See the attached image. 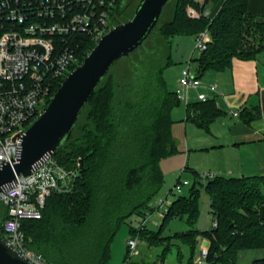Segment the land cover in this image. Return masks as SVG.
I'll use <instances>...</instances> for the list:
<instances>
[{"label": "trees", "instance_id": "16d2710c", "mask_svg": "<svg viewBox=\"0 0 264 264\" xmlns=\"http://www.w3.org/2000/svg\"><path fill=\"white\" fill-rule=\"evenodd\" d=\"M126 2L116 0L111 11L114 25ZM171 2L170 17L166 18L163 11L144 44L114 64L84 108L70 138L54 154L64 166L78 168L74 189L49 196L42 218L23 224L32 239L30 248L49 263L107 264L114 238L128 218L145 217L152 210V200L165 183L161 161L179 152L172 131V110L180 100L165 77V70L174 63V36L210 31L212 41L192 58L198 62L200 77L210 69L230 67L235 57L252 58L264 49V23L257 22L249 12V0H225L213 18L204 14L210 0ZM189 6L200 16L189 17ZM81 43L78 61L70 71L97 44L85 35ZM218 114L211 98L189 104L187 119L208 127ZM197 175L200 179V173ZM205 188L218 225L204 231L194 228L199 214V192L194 184L189 196L179 195L172 201L158 232L147 226L138 232L129 223L131 236L139 233L150 247L162 248L155 262L136 258L132 264H166V255L178 241L189 247L186 264H197L193 255L200 236L210 240L207 264H234L240 250L264 249V175H216L207 180ZM174 216L186 217L192 228L162 237L163 227ZM179 255H184L181 249ZM253 264H264V257Z\"/></svg>", "mask_w": 264, "mask_h": 264}, {"label": "built area", "instance_id": "2783aa9c", "mask_svg": "<svg viewBox=\"0 0 264 264\" xmlns=\"http://www.w3.org/2000/svg\"><path fill=\"white\" fill-rule=\"evenodd\" d=\"M115 3L116 0H0V161H17L25 130L43 112L56 87L78 61L81 36H89L97 43L112 27ZM187 13L191 18L200 16L191 6ZM204 14L208 15V11L204 10ZM210 41V31H201L196 35L195 50L204 51ZM191 63L192 60L181 68L175 88L176 97L186 104L191 103L192 91L197 92L198 101L212 98L206 90L217 92L216 85L204 82ZM232 113L239 115V110ZM215 176V172H203L200 179ZM78 177V168L64 166L54 155L31 174L17 175L13 183L0 190V235L35 263L53 264L30 248L32 239L23 224L42 218L47 198L71 192ZM189 183L187 179L177 180L170 193L132 225L139 232L147 226L152 213L163 218L172 204L173 191L180 193ZM217 225L214 219L213 226ZM139 240V233L127 240L126 264H132L139 254ZM208 251L200 249L197 264H207Z\"/></svg>", "mask_w": 264, "mask_h": 264}, {"label": "crops", "instance_id": "0c3cea01", "mask_svg": "<svg viewBox=\"0 0 264 264\" xmlns=\"http://www.w3.org/2000/svg\"><path fill=\"white\" fill-rule=\"evenodd\" d=\"M224 1L210 0L204 9L208 11L207 16L212 18L216 16ZM248 10L257 22L264 23V0H249ZM181 36H191L193 38L192 42H187ZM181 36L178 44V47L182 49L178 52L181 59L179 57L175 59L172 54L173 65L180 64V67L178 69L176 67L173 70L175 73L173 72V74L169 75V81L166 79L168 85L171 86L170 89L174 91L180 77L183 62L190 57H198L193 51L196 35ZM192 63L193 69L198 71V62L194 60ZM202 80L216 85V93L205 90L214 99L220 114L210 122L208 127H205L200 126L194 120L187 119L189 104L180 101L179 105L172 110V117L174 119L172 131L178 144L179 153L176 157L171 158L175 160L165 158L161 161L164 178L168 166L170 167L175 164L174 174L179 171L185 156H187L185 168L194 170L196 174L212 171L216 175L227 177L263 176L264 49L258 51L252 58L235 57L232 60L231 66L224 70L210 69L205 72ZM195 102H198L197 92L192 91L190 104ZM233 110H239V115H234L232 113ZM177 163L180 164L179 167H177ZM172 200L174 199L172 198ZM152 217L151 224L156 225L162 222L163 218L158 213H152L150 218ZM158 219L161 220L159 221ZM126 232L127 230H125ZM176 245L180 247L184 255L188 254L183 259L180 255L178 257L181 264H186L190 250L186 253L182 246L178 243ZM203 247L208 249L210 247V240L207 237H203L201 241L199 240L197 250L193 255L194 262H196L197 254ZM116 249H124L125 251L126 244H120V246L116 247L113 241L111 255L114 251L116 252ZM263 257V248L242 249L238 252L234 264H253L255 260ZM134 259L136 257L132 260Z\"/></svg>", "mask_w": 264, "mask_h": 264}, {"label": "water", "instance_id": "95a60500", "mask_svg": "<svg viewBox=\"0 0 264 264\" xmlns=\"http://www.w3.org/2000/svg\"><path fill=\"white\" fill-rule=\"evenodd\" d=\"M172 0H139L132 18L114 25L83 62L72 70L43 112L22 136L20 154L13 164L0 161V190L17 175H29L42 166L70 138L90 98L114 64L131 56L155 30ZM17 136H14L16 139ZM0 264H37L0 235Z\"/></svg>", "mask_w": 264, "mask_h": 264}, {"label": "rangeland", "instance_id": "374dc122", "mask_svg": "<svg viewBox=\"0 0 264 264\" xmlns=\"http://www.w3.org/2000/svg\"><path fill=\"white\" fill-rule=\"evenodd\" d=\"M138 2H139V0H127L126 5L124 6L125 9H124L123 13L119 16L116 24H118V22H120V21H123L124 19H127V17L133 13ZM172 9H173V3L169 2L167 4L165 10H164V16L166 18L170 17V15L172 13ZM111 25L114 26V23L111 22ZM181 37H183L184 40H186L189 43H191L192 39H193L191 36H181ZM181 37L180 36H174L172 38V45H173L172 54H173V57L175 59H177V57H179V59H181V56L178 53L179 51L182 50L181 48L178 47L179 46L178 44H179V41L181 40ZM193 51L195 52L196 56H199L201 54L200 51L195 50V46H194ZM191 58L192 57H190L188 60L183 62L182 66H187L188 63L191 61ZM192 64L193 63H191V65ZM176 67L178 69L180 67V64L171 65L170 67H168L166 69L165 77L168 81H169V75L173 74V72H174L173 70H175ZM192 67H193V65H192ZM69 73H70V71L68 72V74ZM169 87L171 88V86H169ZM43 108H45V106ZM178 153L179 152H177L174 155H171L167 158H170V159L174 158L178 155ZM186 159H187V156H185L184 162H183V164H181V166H180V164L177 163V167L180 166V168L176 174H174L175 164H173V166H170V167L168 166V168L166 170V175H165V183H164L160 193L152 200L151 206H153L159 199L165 198L166 195L170 193V189L173 188L174 184L177 182L178 179H181V180L187 179V180H189L190 185L185 186L183 188L182 192H180V193L173 191V194L170 197L175 199L179 195L189 196L191 193V187L194 184H196V189H198V192H199L198 196H197L198 205H199V214H198L197 221L194 224V228L199 229L200 231H204L205 229L210 230L214 225V219H213L212 214H211V206H210L211 198H210V196L207 193L206 188H205V183L207 182V180H203V179L200 180L199 175L194 173V170H192L190 168L189 169L187 168L185 170V167L187 164ZM171 160H175V159H171ZM164 166H166V165H164ZM201 173H203V172H201ZM201 173H200V175H201ZM198 180H200V182H203V184H200ZM140 219H141L140 216L132 215L131 217L128 218L127 223L124 224L120 228L117 235L115 236L116 238L114 240V243H115L116 247L120 246V244H123V245L126 244V249H125L126 253H125L124 249H121V250L116 249V252L114 251V253H112L107 264H126V257H127V253H128L127 240L131 236L130 232H129V223H132L135 220H140ZM152 220H153V217L148 220L147 227L149 230L158 232L162 222L161 223L159 222V224L153 225V224H151ZM158 220L160 221L161 219H158ZM190 227H191V225L187 222L186 217L174 216L163 227V229L161 231V236L162 237L174 236L177 232L186 231ZM125 230H127L126 233H125ZM202 239H203V237L200 236L199 240L201 241ZM177 243L180 246H182L183 250L186 253L189 252V248L187 247V245H185L184 243L179 242V241ZM179 249H180V247H178L177 245H173L171 247L168 254L166 255V259H165L166 264H181L178 260ZM138 250H139V254L136 256V258H143V259H145L147 261H151V262H155L156 259L159 257L160 253L162 252L161 247H159V246L150 247L147 240H143V239L139 240ZM187 255L188 254L183 255L181 258H183V257L186 258Z\"/></svg>", "mask_w": 264, "mask_h": 264}]
</instances>
